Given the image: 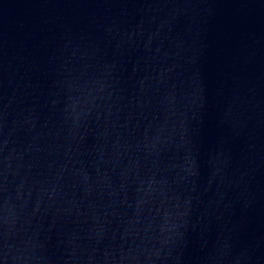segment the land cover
<instances>
[{"label": "water", "instance_id": "1", "mask_svg": "<svg viewBox=\"0 0 264 264\" xmlns=\"http://www.w3.org/2000/svg\"><path fill=\"white\" fill-rule=\"evenodd\" d=\"M0 264H264V0H0Z\"/></svg>", "mask_w": 264, "mask_h": 264}]
</instances>
